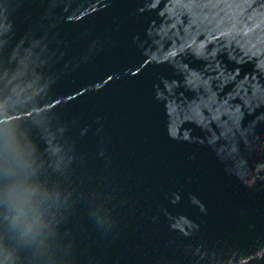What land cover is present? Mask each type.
I'll list each match as a JSON object with an SVG mask.
<instances>
[{
	"label": "water",
	"instance_id": "1",
	"mask_svg": "<svg viewBox=\"0 0 264 264\" xmlns=\"http://www.w3.org/2000/svg\"><path fill=\"white\" fill-rule=\"evenodd\" d=\"M0 122L66 201L22 264H264V0H0Z\"/></svg>",
	"mask_w": 264,
	"mask_h": 264
},
{
	"label": "clouds",
	"instance_id": "2",
	"mask_svg": "<svg viewBox=\"0 0 264 264\" xmlns=\"http://www.w3.org/2000/svg\"><path fill=\"white\" fill-rule=\"evenodd\" d=\"M64 203L61 192L40 178L31 145L14 127L0 128V264H22L28 249L43 256Z\"/></svg>",
	"mask_w": 264,
	"mask_h": 264
}]
</instances>
